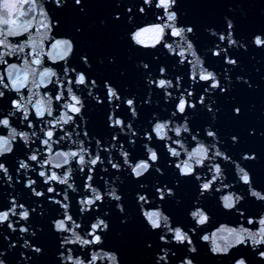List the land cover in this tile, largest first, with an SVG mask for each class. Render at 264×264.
I'll use <instances>...</instances> for the list:
<instances>
[{
    "label": "water",
    "instance_id": "water-1",
    "mask_svg": "<svg viewBox=\"0 0 264 264\" xmlns=\"http://www.w3.org/2000/svg\"><path fill=\"white\" fill-rule=\"evenodd\" d=\"M45 4L53 21L56 22L50 35L57 39L69 38L74 42V53L68 62L69 67L83 71L88 77V86H82L77 90L85 105L82 109L83 121L77 117L80 128L74 130L65 126L68 131L73 132V141L86 139L84 146L88 147L87 143H90L94 155L97 139H100L105 147H110V144L116 143L112 141V135L119 133L120 143L131 153V159L135 162L138 158H146L147 154L143 149L145 142L143 133L151 130L155 119L171 118L175 122L183 123L184 115H187L191 134L198 135L209 146L217 143L220 150L250 172L253 187L264 191V46L257 47L252 42L256 34L264 35V0H177L173 8L178 14V26H192L194 29L193 33L188 34L189 39L195 44L201 59L205 60L204 66L218 74L221 87L225 89L223 92L220 89L204 92V88L208 85L203 81L193 85L192 66H188L187 61L184 65H180L177 62L180 57L168 53L162 45L146 50L132 42L130 34L136 27L155 21L154 14L158 10L155 9L154 3L151 8L144 5L143 0H82L79 5L75 3V0H62L60 6H57L55 0H45ZM141 6L145 7V13L139 11ZM129 8L132 9L131 12L128 11ZM225 17L234 22L233 32L234 38L238 41L237 45L229 46L226 41L221 42L218 36H213L206 31V29H215L217 32L223 31L226 34L228 29ZM168 40L171 41L172 38L169 36ZM216 44L227 48L228 56L235 59L237 64H227L223 54L220 57L213 56L210 49ZM82 57H87V63ZM189 59L194 58L189 56ZM10 62L21 63L11 58ZM144 63L149 65L148 69L143 67ZM46 66L57 67V71L60 70L62 73V61L56 65L48 61ZM161 66L167 69L166 78L172 79L174 84L175 77L182 76V88L169 89L173 92V98L170 100L165 98L162 90L148 83L149 77L155 79L160 76ZM71 75L74 80L75 74ZM238 77L240 79H237ZM92 80L97 82L94 88L91 86ZM106 81L117 88L122 98L134 97L136 100L138 113L136 117H132L127 105L116 102L121 103L118 114L126 122L131 121L139 133L134 137L136 144L128 142L130 133L127 135L120 133L118 128L109 125L108 114L112 105L107 99V89L104 87ZM188 87L194 92V97L190 99L196 103V108H188L184 115L177 113L175 117H172L171 113L175 110L180 91ZM89 89L92 95H89ZM38 91L43 93V87ZM201 94L205 96L204 105L199 103ZM14 95V93L6 92V98L0 100V107L8 110ZM97 95L102 103L94 99ZM209 105L211 111H209ZM236 108H240L241 111L236 113ZM55 114L59 115V113ZM13 123L26 131H31L26 128V124L19 123V114L13 119ZM20 128H17V131H20ZM206 128H211L217 133L215 141L206 135ZM85 130L89 133L88 138L83 136ZM75 131L80 132L79 137L75 135ZM0 134H6V132ZM169 135L174 134L169 133ZM153 136L152 146L157 148L160 158L142 178H135L131 170L126 167H122L119 171L112 169L107 162L109 153L101 152L105 160L102 166L99 164L96 166V172L93 173V186L100 188L101 192L115 186L122 197L119 203L123 205V212L117 208L116 201L105 196L103 202H97L98 208L94 206L90 211L82 214L77 202L83 198L82 195L86 194L83 184L86 182L87 168L84 169V173H81L73 162L71 165L73 173L69 182L72 183L74 180V187L78 191L73 192L72 189H68L71 200L69 214H73L77 223L81 224L83 231L79 229L77 231H80L83 236L84 232L91 230L90 224L97 216L105 219L109 227L106 231L100 232L104 240L101 247L106 251H115L120 264H157V254L162 255L163 248L170 249L168 264H179L186 256L192 259L194 264H234V261L240 257H244L247 264H264V259L258 255L260 251H264V245L253 250L250 242L236 246L228 254L211 253L208 242L201 241L200 236L210 235L221 225L228 227L243 225L253 231L260 226L249 225L246 220L244 223L243 218L235 210L224 209L219 200L221 193L213 191L212 194L205 193L201 196L199 182L194 176L190 178L180 176L178 169L174 166V158L168 155L163 142L155 140L154 133ZM185 136L188 142H185V147L191 150L189 145L192 144L191 147L196 145L191 141L190 134ZM233 136L237 138L235 142L232 140ZM69 143L65 141L62 148L53 145V149L54 151L69 150ZM37 146H39L38 140L32 147ZM76 147L73 144L72 150H76ZM176 147L179 150V146ZM29 151L30 149L26 148L23 141L18 138L14 143L13 152L0 157V162L6 164L13 177V180L9 182L0 172V211L9 207L10 198L15 197L16 201L25 204L31 213L27 221L20 220L18 216L11 217L15 231L8 228L7 221L0 224V253H4L0 255V258L4 259L6 264H61L58 254L61 251L67 253L65 248L60 247V242L63 235L71 236V233L61 234L55 231L52 221L62 218L63 210L48 199L49 195L55 194L47 193L48 185L43 183V178H40L36 172L28 173L37 181L34 186L37 191L45 192L43 197H36L30 188L25 187L27 177L24 176L23 170L17 173L18 160L27 159ZM245 153L255 154L256 158L244 160L242 156ZM44 155L47 157L48 153L45 152ZM112 156L116 162L123 165L118 148L112 151ZM181 159H186L183 152ZM215 162H219L224 168V182L232 185V191L244 196V200L237 207L245 212V216L253 215L249 217L250 219H259L261 212H264V201H258L248 195V187L239 182L235 165L231 161L217 158ZM157 167L162 170V173L156 172ZM105 168L107 171H104ZM53 170L58 174L63 171V169L55 168ZM197 171H206V168L197 169ZM142 184L145 187H141ZM52 185L56 187L58 193L66 187V185H56V182H52ZM164 186L171 187L174 195L169 196L166 193L165 199L160 200L156 188ZM137 193L146 194L149 197L151 203L145 204V207H162L165 214L171 217L173 226L179 224L186 231L196 227L189 212L199 201V205L209 213L210 224L200 226L195 233L189 232L197 251L190 252L187 242L177 244L172 240L171 233L168 234L169 242L167 244L162 242L159 239L161 231L151 229L143 218ZM56 199L62 200L63 196L57 195ZM21 226L28 228L29 231L21 233ZM33 232L35 235H32ZM25 240L30 242L28 247H24ZM33 245L41 248V253H36ZM67 247L74 249V258L77 256L81 259L87 258L89 253L90 259V248L95 246L69 244ZM21 253H24L23 257ZM67 264H71V261ZM97 264H107V261H97ZM159 264H165V262L160 261Z\"/></svg>",
    "mask_w": 264,
    "mask_h": 264
},
{
    "label": "snow or ice",
    "instance_id": "snow-or-ice-1",
    "mask_svg": "<svg viewBox=\"0 0 264 264\" xmlns=\"http://www.w3.org/2000/svg\"><path fill=\"white\" fill-rule=\"evenodd\" d=\"M55 3L61 5L62 0H55ZM75 3L79 5L82 3V0H75ZM153 3L155 9L158 10L154 14L155 21L158 22H149L145 26L136 27L130 34L132 42L146 50L155 49L162 45L167 49L168 53L180 57L177 61L180 65H184L185 61H187V65L192 66L191 80L193 85L203 81L208 85L204 88V92H210L215 89H220L222 92L225 91L221 87L218 74L204 66L205 60L201 59L195 44L189 39L188 34L192 33L194 29L178 26V14L173 10L177 0H143V4L149 8L153 6ZM128 11L131 12L132 9L129 8ZM139 11L145 13L146 9L141 6ZM55 23L46 7L45 0H0V100L6 98V92L15 94L10 100V108L8 110L0 107V133L6 132V134H0V157L13 152L14 143L18 138L23 141L26 148L30 149L27 153V159L21 158L18 160L16 171L20 173L23 170L24 176L27 177L25 187L30 188L32 193L37 197H43L45 192L37 191L36 187H34L37 181L28 175L30 171L36 172L40 178H43V183L48 185L47 193L55 194L49 195L48 199L59 205L63 210L62 218L53 220L55 224L59 225L57 232L61 234L71 233V236L63 235L61 239L64 241V248L67 253L64 256L66 264L69 261H71V264H86V262L87 264H97V261H107V264H110V261L114 260V257L101 247L103 245L101 241L104 240L100 232L108 228L109 224H106L100 216H97L94 220L95 223L91 222L90 224L91 230L84 232L82 236L80 234V231H83L81 224L77 223V219H74L73 214H69L71 200L69 199L68 189H72L73 192L78 191L74 187L75 181L69 182L73 173L71 165L75 162L77 170L81 173H84V169L87 168L86 182L83 184L86 194L82 195L83 198L77 202L80 205V212L82 214L90 211L94 206L98 208L97 202H103L105 196L116 201V206L118 207L121 197L115 186H111L103 192H101L100 188L93 186V173L96 172V166L98 164L102 166L105 160L104 157L102 158L101 152L106 151L109 153L107 162L111 165L112 169L119 171L122 167H126L131 170L133 176L142 178L160 158L157 148L152 146L153 133L155 134V140L163 142L168 155L174 158V166L178 169L180 176L186 178L194 176L196 181L199 182L201 196L205 193L212 194L213 191L221 193L219 200L225 209L235 210L243 218V222L246 220V223L249 225L255 227L258 224L260 226L257 230L253 231L243 225L240 227L221 225L216 231L203 237L208 242V245L214 250L218 249V254H224L225 252L228 254L229 250L235 248L234 245L237 243L242 245L250 242L254 247L264 245V214H260L257 220L249 218L253 215L245 216V212L237 207L241 202L242 195L232 191V185L224 182V168L221 167L219 162L215 161L217 158L231 161L237 170L236 176L239 182L247 185L248 194L250 193L251 197H254L258 201H264V191L253 187L250 172L239 162L233 161L232 157L225 155L217 147V143H212L209 146L196 134H190L191 141L196 146L191 147L192 144H188L191 150L185 147V142H187L185 134L191 133V128L188 124V117L184 114L188 108H196V103L190 99L194 97V92L189 90V87L180 91L175 103V110L171 113L172 117H175L177 113L184 115V123L175 122L171 118H157L152 123L151 130H146L143 133L145 141L143 149L147 154L146 158H138L133 162L131 153L120 143L119 133L112 135L111 139L116 143L110 144V147H105L102 141L97 139L95 141L96 150L94 155L90 143H87L88 147L84 146L86 139L72 140L73 132L68 131L65 126L74 130L80 128V124L77 123V117L83 121L82 109L85 105L82 96L78 94L77 90L82 86H88V77L83 71H77L76 68L69 67L68 62L74 53V42L65 37L57 39L51 36L50 33L53 31ZM227 29L226 34L223 31H214L212 35L218 36L221 42L226 41L229 46L237 45L238 41L234 38L233 26L230 21H227ZM169 36L172 38L171 41L168 40ZM46 41L48 42L47 44ZM256 42L260 46H264V35ZM210 51L215 57H220L223 54L225 62L229 65L237 64L236 60L228 56V49L222 48L220 44H216ZM189 56L194 59H189ZM10 58L14 61H21V63L10 62ZM82 59L87 63V57H82ZM48 61L55 65L62 61V73L60 70L59 72L57 71V67L46 66ZM143 67L148 69L149 65L144 63ZM72 73L75 74L74 80L71 75ZM159 73L160 76L155 79L149 77L148 83L162 90L165 98L170 100L173 98V92L169 91V89L173 87L181 89L182 76L177 75L174 84L172 79L166 78L167 69L164 66L159 68ZM188 74L187 68V76ZM91 86L93 88L97 86L96 80L91 81ZM42 87L44 89L43 93L38 91ZM104 87L107 89L109 104L112 105L108 114L109 125L113 128H118L120 133H125L126 135L130 133L128 142L136 144L137 141L134 137L138 136L139 133L135 130L131 121L126 122L118 114L121 103H123L127 105L132 117H136L138 113L135 98H122L117 88L107 81ZM89 95H92L91 89H89ZM94 99L98 103H102L98 95L94 96ZM117 101L121 103H116ZM199 103L201 105L205 104V96L203 94L200 95ZM208 108L209 111L212 110L210 105ZM240 111V108L235 109L236 113ZM55 113H59V115ZM18 114L19 123L21 125L26 124V128L31 131H26L24 128L17 127L13 123V119ZM17 128L21 130L17 131ZM205 132L208 137L213 138L214 141L216 140L217 133L211 130V128L205 129ZM169 133H173L174 135H169ZM75 135L79 137L80 132L75 131ZM83 136L88 138L89 133L85 130ZM236 139L235 136L232 137L233 142ZM37 140L39 141V146L33 148L32 145ZM65 141L70 142L68 145L69 150L54 151L53 145L62 148ZM73 144L77 146L76 150H72ZM177 145L179 146V150L176 147ZM117 148L120 157L123 159V165L116 162L112 156V151ZM45 152L48 153L47 157L44 155ZM182 152L185 153L186 159H181ZM41 156H43L42 159ZM255 158L253 154L242 156L244 160H253ZM169 163H172V161H169ZM49 165L51 167H47ZM53 168L63 169V171L58 174ZM205 168L206 171H197V169L203 170ZM37 169L40 170L37 171ZM155 170L160 173L161 169L157 167ZM104 171H107V169L105 168ZM0 172L3 173L7 181L11 182L13 180L10 170L4 162H0ZM209 174H211V178H209ZM52 182H56V185H66V187L63 188L62 192L58 193ZM141 187H145V185L142 184ZM171 189V187L167 186L163 188L157 187L156 192L159 198L162 197L164 200L166 193L169 196L173 195L170 191ZM57 195H62L63 199H56ZM137 200L140 203V212L143 218L147 221L148 225L154 227V230L161 231L162 234L159 239L165 244L169 242L168 234L171 233L172 240L183 244L187 242L190 246L194 242L189 232L194 233L200 226L210 224L209 213L199 205V201L189 212L190 217L195 221L196 227H192L186 231L179 224L173 226L171 217L161 212L160 206L145 207V204L151 203L147 195H137ZM3 209L0 211V217H2L0 224L7 221L8 228L11 225L12 227L9 229L13 231L16 229L11 221L12 216H18L20 220L24 221L30 218L31 213L29 208L23 203H18L15 197L10 198V206ZM120 211H124V208H120ZM203 228L206 229L207 227ZM78 229L80 231H77ZM28 231V228L24 227L22 229L20 227V232L27 233ZM178 233L179 240H177ZM225 237L228 239H224ZM69 244L95 247L90 248V259L89 253L87 258L81 259L78 256L74 258V249L67 247ZM28 246L29 243L26 242L24 247ZM69 251L71 258L69 257ZM169 252L170 249L163 248V254L158 257L159 262L168 261ZM260 252L264 253V251ZM3 260L0 258V261ZM185 264H194V262L190 260L186 261Z\"/></svg>",
    "mask_w": 264,
    "mask_h": 264
},
{
    "label": "clouds",
    "instance_id": "clouds-1",
    "mask_svg": "<svg viewBox=\"0 0 264 264\" xmlns=\"http://www.w3.org/2000/svg\"><path fill=\"white\" fill-rule=\"evenodd\" d=\"M57 6H60V4H57ZM225 19L227 20V21H230L231 22V24H232V26H233V28H234V22H233V20L232 19H229V18H227V17H225ZM189 29H192V26H187ZM206 31H208V32H210L211 34L215 31V29H206ZM193 33V32H192ZM262 36V34H256L253 38H252V42L257 46V47H260V45L256 42L260 37ZM67 39H69V38H67ZM235 60V59H234ZM235 65V64H234ZM237 79H240V77H238ZM184 123V122H183ZM207 129V128H206ZM189 134H191V133H189ZM218 147V146H217ZM219 148V147H218ZM224 154L226 155V153L224 152ZM245 156H247L248 154L247 153H245L244 154ZM253 156L255 157V154H253ZM247 170V169H246ZM160 172L162 173V170H160ZM235 172H237V170L235 169ZM251 175V174H250ZM135 177V176H134ZM135 178H137V177H135ZM172 193H173V195H174V190L173 189H171L170 190ZM33 194V193H32ZM34 195V194H33ZM137 195H140V193H137ZM143 195H146V194H143ZM249 196H251L250 195V193L248 194ZM34 196H36V195H34ZM37 197V196H36ZM120 197H121V195H120ZM121 199H122V197H121ZM160 200H163V198L161 197V198H159ZM242 200H244V196H241V201ZM222 206H223V204H222ZM117 208H123V205L122 204H119L118 205V207ZM223 208H224V206H223ZM225 209V208H224ZM226 210H228V209H226ZM160 211L161 212H164L163 211V209H162V207H160ZM242 211V210H241ZM121 212H123V211H121ZM164 214H165V212H164ZM261 214H264V212H261ZM165 215H167V214H165ZM0 219H2V217H0ZM102 220H104V222L106 223V224H108V222L105 220V219H103V218H101ZM92 223H95V221H93ZM52 224H53V226H54V229H55V231L57 232V227H59V225L58 224H55V222L54 221H52ZM12 226L11 225H9V228H11ZM150 227H151V229H153L154 230V227L152 226V225H150ZM21 228L23 229L24 228V226H21ZM108 228H105L104 230L106 231ZM22 233V232H21ZM195 233V232H194ZM32 235H35V233L33 232L32 233ZM204 236H207V234H204L203 236H200V239H201V241H203V242H206L205 240H204ZM6 239H7V237H6ZM189 239H191V238H189ZM224 239H228L227 237H225ZM241 239H243V237H241ZM177 240H179V233L177 234ZM30 243L29 241H24V244L25 243ZM102 243H104V241H101ZM177 243V242H176ZM177 244H183V243H177ZM251 245H252V243H251ZM12 246H14V245H12ZM12 246H10V247H12ZM235 247L236 246H239V244L237 243V244H235L234 245ZM33 247V249H35L34 251L36 252V253H41V251H42V249L41 248H39V247H36L35 245H33L32 246ZM60 247L63 249L64 248V241H62L61 240V242H60ZM252 247H253V250H255L257 247H254L253 245H252ZM209 248H210V251H211V253L212 254H218V249H213L211 246H209ZM189 251L190 252H192V253H195L196 251H197V248H196V246H195V244L194 243H192L191 245H190V247H189ZM230 251V250H229ZM161 252L163 253V249H161ZM108 253H109V255H111L112 257H114V260L113 261H110V264H120V261H119V258H118V254L115 252V251H108ZM4 253H0V255H3ZM224 254H227V252H225ZM23 255H24V253H21V256L23 257ZM173 255H175V253H173ZM258 255H259V257L260 258H262V259H264V253H262V252H259L258 253ZM58 256H59V259H60V261H61V264H66V261H65V259H64V256H65V252L64 251H61L59 254H58ZM161 256V254H157V264H159V260H158V257H160ZM69 257L71 258V253H70V251H69ZM193 261L192 259H190V258H188L187 256L184 258V260H182V261H180L179 262V264H185V262L186 261ZM194 262V261H193ZM0 264H6V262H5V260H3V261H0ZM165 264H168V261H165ZM234 264H247V261H246V259L244 258V257H240V258H238V259H236L235 261H234Z\"/></svg>",
    "mask_w": 264,
    "mask_h": 264
}]
</instances>
